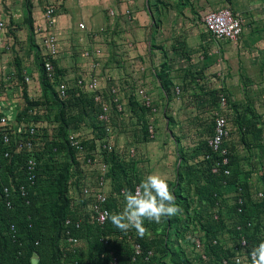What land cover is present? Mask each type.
Here are the masks:
<instances>
[{
  "label": "crops",
  "instance_id": "1",
  "mask_svg": "<svg viewBox=\"0 0 264 264\" xmlns=\"http://www.w3.org/2000/svg\"><path fill=\"white\" fill-rule=\"evenodd\" d=\"M53 3L56 9H61L57 12L55 27L60 42V54L56 60L60 79L70 81L72 90L77 91L76 82L79 79L95 74L99 77L101 93L107 102H111L113 98L111 88H117V97L124 106V112L119 114L113 108L114 130L116 131V125L120 130L126 128V122L131 121L135 125L133 136L136 144L147 145H144L141 156H137L135 145L128 148L127 155L116 149L119 164L135 167L136 177L132 183L137 180L140 182L153 172L163 173L169 184L172 183L169 174L173 167V157L168 156V153L180 157L182 151L197 157L191 160L194 163L204 161L201 145L207 142L214 131L213 124H206L204 121L211 109H215L214 120L216 113L226 116L232 128L231 138L233 135L238 137L235 133L237 127L233 124L234 106L240 109L246 104H253L258 110L256 117L264 122V0H54ZM44 7L43 0H0V22H4L6 26L5 32H0V118L8 116L16 122L37 123L33 119L20 121L18 118L26 115L29 101H36L32 89L35 84L41 86L38 79L40 72L38 67L31 69L25 66L23 60L19 59H24L20 53L14 55V51L19 50L20 46L15 44L17 33L14 31L15 39L11 43L8 28L11 26L19 30L18 33L27 29V44L39 45L40 36L35 31L44 22ZM224 8H229L242 20L243 32L237 42L218 40L205 30L202 21L204 15ZM111 11L116 12L114 17L110 15ZM148 15L153 20L150 24ZM29 16L31 22L28 20ZM81 23L85 24V30L79 28ZM146 25L151 30V40L148 43V54L143 55ZM10 43L13 51L9 47ZM132 44L135 50L128 56L125 48L133 46ZM38 49L37 57L41 61L40 47ZM98 49L102 51L101 64L94 70L91 62L82 57V53ZM148 61H151L152 66H147ZM20 62L23 66L18 64ZM163 64L168 66L173 81L170 95L162 89L156 76ZM107 72H116L117 78ZM11 74L16 76L8 89L5 76ZM25 76L31 77L30 85L25 84ZM238 88L247 89L244 105L240 104L235 94ZM139 89L145 90L150 97L155 112L142 104L137 95ZM221 95L228 99L225 109L220 105ZM26 96L30 98L28 101ZM89 99L91 100L90 96ZM132 100L145 108L144 115H141L139 108L132 107ZM28 113L35 116L37 114L35 109ZM144 119L148 126L152 122L155 127V134L150 135L149 142L143 140ZM259 120L257 119V123ZM79 130L73 132L81 134L87 140V146L93 140L98 141L94 126H91V132L87 136ZM163 134L172 140L179 138V141H174L176 148L173 152L162 143L157 146L149 145L157 142V138L158 141L161 140ZM227 145L230 149L235 147L230 142ZM151 155L155 157H150ZM180 162L178 161L177 168ZM159 164L164 166L158 168ZM249 165L248 171L252 170L255 174L260 167L258 158L252 157ZM262 165L264 169V163ZM110 167L112 169L111 164ZM108 179L106 192L109 201L113 200L121 211L124 199L114 189V179L111 176ZM91 185L96 186V180ZM72 198L71 191L72 211L83 217V211L77 210ZM83 218L86 221L85 216ZM149 234L151 235V231ZM227 244L231 246L232 242L227 241ZM186 248L192 259L198 258L191 247ZM165 261L160 264H173L170 260Z\"/></svg>",
  "mask_w": 264,
  "mask_h": 264
},
{
  "label": "trees",
  "instance_id": "2",
  "mask_svg": "<svg viewBox=\"0 0 264 264\" xmlns=\"http://www.w3.org/2000/svg\"><path fill=\"white\" fill-rule=\"evenodd\" d=\"M28 18L31 22L30 16ZM39 66L42 72L40 82L42 90L53 94L57 106V133L54 134L52 141L46 140L42 145L38 144L41 136L38 134L34 137L38 144L34 157L39 166L36 183L34 186L29 185L26 197L18 192V188L26 183L25 165L31 155L25 151L17 152L13 146L5 145L0 134V163L2 164L0 264H33L34 258L39 259L38 264H74L76 262L77 264H109V251L115 252L120 264H160L165 263V260H170L173 264H223L224 259L230 260L233 257V245L238 242L241 234L246 236L249 249L264 241V200L257 201L254 198L259 192H264V171L261 176L262 188L255 190L253 188L255 184L251 179L253 171L247 169L249 164L245 166L244 161L235 155L234 149H230L232 174L227 185H224L222 174L212 173V166L217 155L211 151L205 141L201 145L202 155H208L209 159L198 163L191 161L197 157L185 154L180 149L179 161L181 162L177 168L176 179L169 184V187L176 197V204L182 211L173 217H162L159 224L145 220L144 226L148 233L151 231V235L146 234L140 237L135 229H130L136 240L141 243L143 254L135 255L132 243L126 239V236L123 240L114 238L125 232L116 228L110 219L104 226L88 223L87 220L83 221L80 229H73V235L79 238L83 245L75 254L65 253L62 242L64 223L70 217L80 218L71 207L70 188L73 184L78 185L80 172L75 152L69 145L68 136L70 132L79 130L84 125L94 126L98 138H103L104 132L95 119L96 110L93 100H88L89 97L76 86L77 91H71V99L68 102H61L54 86L47 78L42 61ZM20 72L22 73V70ZM56 72L58 75V69ZM156 76L162 89L170 95L173 81L170 78L168 66L163 64L156 72ZM26 99L28 101L30 98L26 96ZM29 102L26 115L19 117L18 120L33 119L38 122L40 116L28 113L35 108V103ZM250 105L252 106L248 104L240 109L234 106L237 118L234 123L238 126L243 140L246 136H254L259 125L257 118L253 117L257 115ZM132 107L139 108L142 111L141 115L145 114V108L140 107L133 100ZM212 124L214 126L215 120ZM142 128L143 140L149 142L151 138L145 119ZM175 139L179 141V138ZM8 150L10 157L4 158ZM117 157V152L114 150L105 155V161L112 165L109 176L114 179V189L121 194L125 188L134 190L139 181L132 183L136 177L134 176L135 167L119 164ZM250 159L245 162H249ZM249 167L251 168L250 165ZM5 187L12 191L10 199L13 207L11 209L6 204ZM239 187L243 190L242 212L238 211L240 205L236 204L235 197ZM229 192L233 197L232 205L226 204ZM217 202L220 205L218 219H215L213 208ZM107 206L110 213L120 212L113 200L109 201ZM249 223L251 226H248ZM12 226L16 232L12 230ZM238 226H242L243 230H238ZM189 233L204 242V252L210 261L204 262L199 256V259L191 258L186 248L192 246L187 238ZM104 237L109 238L108 244L102 241ZM229 240L232 242L231 246L227 244ZM214 241H217V244H214ZM149 251L153 252L151 257H148Z\"/></svg>",
  "mask_w": 264,
  "mask_h": 264
},
{
  "label": "built area",
  "instance_id": "3",
  "mask_svg": "<svg viewBox=\"0 0 264 264\" xmlns=\"http://www.w3.org/2000/svg\"><path fill=\"white\" fill-rule=\"evenodd\" d=\"M45 2L44 13H43V24L37 26L35 31L36 35L40 36V53L41 61L47 78L50 83L54 86L57 97L61 102H68L71 99L72 86L70 81L66 79H60L59 75L56 72V60L60 54V42L56 34L55 27L57 25V10L53 3L54 0H43ZM130 14V12L127 11ZM110 15L114 17L116 12L111 11ZM205 30L209 32L218 40H226L230 42H237L243 32L242 20L235 16L229 8H224L216 12H208L202 18ZM4 22H0V32H5ZM79 28L82 30L86 29L84 23L79 24ZM82 57L91 62L92 69L96 70L100 67V59L102 58V51L100 49L91 52L85 50L82 53ZM16 74H11L5 76V81L10 84L15 80ZM24 82L26 85H29L31 82L30 76L24 77ZM76 86L82 90L84 94L88 97L90 96L95 104V119L97 120L98 125L102 128L104 132V137L101 138L99 142V147L97 150L86 146V139L82 137L81 134L76 132L69 133L68 142L70 147L75 152L76 162L79 166V169H86L96 173V186H92L86 179L80 178L78 183V189L80 196L82 197V211L84 213L88 223L96 224L99 226H104L108 218H105V212L110 213V210L107 206L109 201V196L106 192V185L108 183V176L110 173V165L105 161V155L112 153L115 148V128L113 125V108L117 113L122 114L124 112V106L118 99V89L113 87L111 88V95L113 96L111 102H107L101 93V86L99 77L95 74L87 75L79 79L76 82ZM137 95L142 100V104L150 109H152L151 99L146 94L145 90L139 89ZM220 105L222 108H227L228 99L227 96L221 95L219 98ZM264 108V104H263ZM155 112L154 109H152ZM264 117V112H263ZM149 133L151 136L155 134V127L152 122L149 123ZM40 126L36 123L26 124L25 122H16L15 120H10L8 116H2L0 118V134L3 138L5 145L9 147H14L17 152L25 151L31 155L26 161L25 170H26V183L20 185L18 192L23 197H26L28 194V187L34 186L37 179V170H38V161L34 157V152L37 149V142L34 140V137L39 134ZM232 135L231 125L226 118L219 113L215 115V124L214 131L212 135L207 139V144L211 151L217 155V158L214 161L212 166L213 174H222L223 184L227 185L228 179L231 177V150L227 143L230 141ZM10 157V151H6L4 158ZM204 159H209L208 155H204ZM2 172V164L0 163V175ZM136 187V185H135ZM134 187V189H135ZM124 190V189H123ZM122 190V191H123ZM238 192L235 194L237 198L236 204L240 205L238 211H243L244 199L241 196L242 188L237 189ZM121 191V193H122ZM134 191V190H133ZM4 194L7 198V207L12 208V191L10 188H4ZM255 200L262 201L264 200V192H259L254 196ZM219 203L217 202L213 208L214 218L218 219ZM80 217L75 219L73 217L67 218L64 223V233L62 237L63 249L64 252L77 253L78 249L82 246V242L79 238L73 235V229H80L84 218ZM248 226H251L249 223ZM238 230H243L242 226L237 227ZM12 230L16 232L14 226ZM124 236L126 239L132 243L135 255L140 256L143 254L142 245L138 242L131 233V230H128L124 234H119L114 236L117 240H123ZM187 238L192 243V251L198 255L202 261L208 262L210 258L204 252V242L197 236L193 234H188ZM109 238H103L102 241L105 244H108ZM214 244H217V241H214ZM251 249H249L248 240L245 235L241 234L238 242L233 245L232 254L230 260H223V264H234V258L237 255L241 257L247 255ZM153 252H148V257H151ZM110 262L109 264H120L119 257L115 254L114 251H109ZM147 257V258H148ZM35 259V258H34ZM250 262V259L248 263ZM74 264H77L74 263Z\"/></svg>",
  "mask_w": 264,
  "mask_h": 264
},
{
  "label": "rangeland",
  "instance_id": "4",
  "mask_svg": "<svg viewBox=\"0 0 264 264\" xmlns=\"http://www.w3.org/2000/svg\"><path fill=\"white\" fill-rule=\"evenodd\" d=\"M56 10L58 12L61 9L58 7ZM144 10L147 11L146 9H144ZM16 12H18V9H16ZM147 20H148L149 24L151 21H153L152 18H150V16L148 17ZM199 20H200V17H199ZM200 23L202 24L201 20H200ZM146 28L147 29L144 31V37H145L144 42L145 43H144V48H143V55L148 54V48H149L148 43L151 40V30H148L149 25H146ZM201 28H203L202 25H201ZM198 30L200 31L199 28H198ZM13 31L15 34L16 33L19 34V35L16 34L17 39L13 38V36H14ZM18 31L19 30H15V28H12L11 26H9V28H8L9 35L12 38L11 43L15 39L16 40L15 44L20 46V49L18 48L19 50L14 51V55H16L17 53H20L24 58V59L19 58L20 61L23 60L24 65L29 66L31 69L33 67H35L37 69V67H38V71L40 72L38 79L41 82V76H42L41 73L42 72H41V68L39 66V63L41 61H40L39 57H37V54H39V49H38L39 45H37V43L35 45H31L30 43H29V45L27 44V37H28V33H29L27 29L23 32H21L22 31L21 30L19 33H18ZM33 42H35V39ZM9 47L11 48L12 44ZM11 50L13 51V48H11ZM133 50H135L134 45L128 46L127 49L125 48V52L128 53V56H130L129 53L132 52ZM28 51H29V53H28ZM27 54H29L28 57H27ZM34 54L36 55V58H35ZM138 62L141 63L140 60H138ZM113 63L114 62H112V64ZM18 64H20V66H23V63H21V62ZM148 65L152 66L151 61H148L147 66ZM106 69L109 71L108 66H106ZM110 73L115 78H117L116 72H107V74H110ZM246 90L247 89H244V88H238L237 92H235L237 99L240 101V104L243 103V105L245 104L244 97H246V93H247ZM32 94H34L35 99H36V101L34 102L35 103L34 109L37 112L36 115L41 117L39 122H37L36 124H38L40 126L39 134H40L41 138H40V141H38V144L41 143V145H42V144H44V142L46 140H47V142L52 141L53 136H55L54 134L57 133V127L58 126H57L56 121H57V117H58V111H57V106L54 102V96L51 92L48 91V93H45V92H43L41 86H38L37 84H35V87L32 89ZM249 104H251V103H249ZM246 105H248V104H246ZM251 108H252V110H254V113H256L257 109H255V106L253 104H252ZM234 111H235V113L233 115V121L235 120V122H236V119H237L236 115H235L236 110H234ZM214 112H215V109H211L210 111L207 112V114L205 115L206 118H204V121L206 124H211L214 122ZM257 112H258V110H257ZM248 115L250 116V114H248ZM244 116H245V114H244ZM253 117L258 119V117H256L255 115H253ZM250 119H252V118H250ZM233 124L235 127H237V131L235 133L238 135V137H236V135L235 136L233 135L229 142L235 146L234 147L235 155L244 161L243 163L245 166H247L249 164V162H245L246 160H248L252 157L258 158V165L260 167L255 174H251V179H253V176H254L253 182L255 185L253 188L255 190H257L258 188L260 189V188H262L261 176H262V173L264 170L263 165H262L264 163V158H263L264 157V131H263L264 122H263V120L261 121V119H260L258 129L256 130L257 133L254 136H246L245 140H243V138L240 136L239 129H238V126L236 125V123H233ZM126 125H127L126 128L121 127L122 130L119 129L120 127L118 125L115 126L116 127L115 148L118 151H122V154L124 155L130 146L135 145L136 150H137V156L143 155L142 151L144 150V145H146V144H144V145L136 144L134 136H133V131L135 130V128H134L135 125L133 122L127 121ZM90 129H91V126H89V125L81 126L79 132L83 133L85 136H87L91 132ZM99 139L97 138L98 141H100ZM161 140L158 141V138H157V142H154V143L149 144V145L157 146V145H160L162 143L165 146H168L169 150H172V152H173V149L176 148V145L174 144V141H176V139L173 138V140H172L169 136L167 137L163 134V136H161ZM98 141L96 142V140H93V142L88 144V146L94 150H97L99 147ZM229 142H228V144H229ZM126 155H127V153H126ZM169 155H171L173 157V161H172L173 167H171L172 168V170L170 172L171 175L169 173L168 174L171 177V181L174 182V179H176L175 172L177 170V163L179 161V157H178V155H174L173 153H171V154L168 153V156ZM135 156H136V153H135ZM150 157H155V156L151 155ZM151 159H153V158H151ZM155 160L156 159L153 160V163H155ZM252 161H253V159H252ZM159 162H162V161L160 160ZM162 166H164V165L159 164L158 168H162ZM78 171L80 172V178L89 180V182L91 184H93V182H95L96 174H94L93 171L86 170V169H82V170L78 169ZM161 172H162V170H161ZM70 189L72 191V197L74 198V199L72 198V200L75 202V206H77V208H78L77 210L80 212V210L82 211V200L80 197V192L78 191V185L73 184ZM229 194L230 195H228V200H227L226 204L232 205V203H233V197L231 196L232 193L229 192ZM230 242L231 241L229 240L228 243H230Z\"/></svg>",
  "mask_w": 264,
  "mask_h": 264
},
{
  "label": "clouds",
  "instance_id": "5",
  "mask_svg": "<svg viewBox=\"0 0 264 264\" xmlns=\"http://www.w3.org/2000/svg\"><path fill=\"white\" fill-rule=\"evenodd\" d=\"M121 195L124 199L123 209L120 212H105L104 216L121 231L135 229L140 237L149 234L144 226L145 220L159 224L162 217H173L182 211L163 173L146 175L134 191L125 188ZM249 259L250 264H264V241L253 247L247 255L235 256L234 264H248Z\"/></svg>",
  "mask_w": 264,
  "mask_h": 264
},
{
  "label": "water",
  "instance_id": "6",
  "mask_svg": "<svg viewBox=\"0 0 264 264\" xmlns=\"http://www.w3.org/2000/svg\"><path fill=\"white\" fill-rule=\"evenodd\" d=\"M38 262H39L38 258L33 259V264H38Z\"/></svg>",
  "mask_w": 264,
  "mask_h": 264
}]
</instances>
